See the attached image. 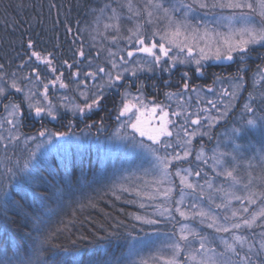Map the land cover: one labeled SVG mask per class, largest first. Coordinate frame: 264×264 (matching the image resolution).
Masks as SVG:
<instances>
[{"label": "trees", "instance_id": "1", "mask_svg": "<svg viewBox=\"0 0 264 264\" xmlns=\"http://www.w3.org/2000/svg\"><path fill=\"white\" fill-rule=\"evenodd\" d=\"M104 1L0 0V64L4 65V71L9 75L17 73L20 77H29L33 81L41 82V85L43 82L39 81L40 79L45 82L48 80L46 82L48 86L49 81L55 79L60 73H63L61 79L65 84L74 81L75 68L81 67V62L88 59L80 58L78 54L73 56V52L81 46L87 55L91 52L92 43L88 37L90 23L99 10L103 9L104 5L101 3ZM108 3L121 8L119 0H109ZM53 4L56 7H51ZM68 27L72 29L70 33L66 32ZM29 39L35 45L33 49L27 47ZM32 51H39L44 56L52 53L50 58L53 59V66L58 71L52 73L45 64L31 57ZM262 55L263 50L259 46L252 47L246 58V66L250 67L254 62L259 67L263 66L264 56ZM65 60L74 66L68 68L64 64ZM210 65L203 66L201 80L189 71L188 74L193 78L182 74L181 78L185 76L191 87L201 86V81H207L206 84L212 83V80L208 82L207 78L213 72L208 74V70L213 66L218 71L219 66L213 65L212 62ZM246 66L244 79L250 85L252 72L251 69L247 72ZM33 68L38 70L39 80L36 79L37 72H33ZM226 76L230 78L231 75L225 73ZM176 78L175 74L171 75L167 72H162V76L151 73L144 77L141 86H147L146 94L156 95L163 90L164 95L165 88L171 89L173 83L176 80L179 81ZM129 80L128 77H124L123 87ZM27 83H29L28 80L22 81L23 85ZM121 89L119 91L112 89L111 93L101 101V107L83 121L85 125L90 124L89 135L97 137L95 135L97 133L101 137L107 136L115 126L122 101L116 98H121L118 95ZM255 90L248 88L247 85L240 100L251 93L254 106L250 112L264 119V102L260 99L261 89L259 87ZM10 92V98L14 102H23L21 111L23 118L27 121H23L25 119L22 118L19 125L27 122L29 123L28 126L25 125L27 127L34 124L35 128L44 127L47 130L58 128L59 125H68L67 130L73 129L70 125L75 119L68 118V112L57 115L56 119L48 116L36 117L32 115L33 110L29 108L23 93H17L14 90ZM50 94L55 102L59 103L55 95ZM7 102V99H0L1 118L5 117L3 105ZM89 118L96 119L99 123L98 127ZM237 118L238 116L232 111L225 121L213 126L210 131L211 138L203 137L205 140L203 144L196 140L195 145L202 144L210 148V151L216 146H213L214 142H219L218 127L227 123L231 124V121L237 124ZM255 120L258 122L257 118ZM78 122L81 123V120ZM10 127L7 124L4 129ZM19 130V135H24L25 131L22 127ZM225 134L233 137L234 131L225 132L220 136L224 137ZM4 138L0 140V172L5 175H0V208L9 200H21L23 196L21 188L24 184H28L32 190L31 198L22 201L26 205L25 211L9 207L6 216L0 212V260L9 259L12 264H20L21 261L24 264H28L29 261L31 264H140L136 259L130 258L127 252L130 237L134 234L137 225L133 216L140 209L134 202L131 192L119 191L121 184L114 171L113 179L103 177V169L105 170V163L109 159L103 158L105 155L102 157L91 142L87 144L81 142L77 144V142L63 147L59 145L54 152L38 154L34 148V141L25 143L20 137L19 141L8 144L9 135L6 134ZM6 144L7 150H5ZM261 147L264 154V145ZM31 152H35L36 159L31 161L26 172L19 171L18 167L23 166ZM59 153L67 154L64 167L59 164ZM209 156L212 157L210 154ZM9 157L11 163L7 159ZM75 159L78 161L77 164ZM94 160L97 164L93 163ZM15 161L16 164L17 161L19 162L15 168L16 174L11 182L6 183L5 177L9 178L10 174H5V169ZM114 191L115 195H113ZM117 196L120 198L117 199ZM139 212H142V209ZM36 217L39 219L37 220ZM37 223L38 228L34 226ZM260 236L255 240L259 241Z\"/></svg>", "mask_w": 264, "mask_h": 264}, {"label": "rangeland", "instance_id": "2", "mask_svg": "<svg viewBox=\"0 0 264 264\" xmlns=\"http://www.w3.org/2000/svg\"><path fill=\"white\" fill-rule=\"evenodd\" d=\"M108 1L109 0H105L103 3H101V5H104L103 12L99 10V13L96 14V16H94L91 20L88 37L90 42L92 43V49L89 55L85 53L88 61L81 62L82 66L79 68H75L74 70V73H76L77 69H79L80 75H75V80L71 83H69V81L67 83V88H61L59 86V82H57L55 85L49 83L47 100H45L43 97L44 85L47 84L46 82L48 80L46 82L43 79L39 80L42 81L44 85H41V82H36L33 80H31V83L26 84L27 88L25 89V91L31 89L36 93V95L33 97V103H36L37 101L43 103L44 105H48L49 103H51L54 108L58 109L57 115H61L63 112H68V118L73 117L75 119L74 123L70 125L73 129L67 130V127L69 128L68 125H59L58 128H53L52 130L46 129L48 133L53 134L51 135V143H48V135L44 137L38 136L39 131L45 130L44 127L38 129L35 128L34 124L31 125V127H27L29 123L25 122L24 124L18 126V130L12 128L11 125L10 128H7L5 130L4 127L5 125H7V123H5V120L9 117L7 112L4 111L5 117H0V136L4 137L6 134L9 135V130H11L13 133L18 132V134H20L19 128L22 127V130L25 131L24 135H20V137H22V141L25 142L26 138L28 141L27 143L34 141V148L38 154L54 152L56 147L59 145L63 147L68 144H75L77 142V144H79L80 142L82 144L91 142L97 152L101 153L102 157L103 155H105L103 158H106V160L109 159V161L105 163V170L103 169V177H105V179L106 177L108 179H113L114 171L117 174L120 184H123L125 187L132 189V191L130 192L133 194H131L133 200L134 202H136L138 209H142V212H139L140 210H138L135 215L159 219L161 221L159 224L152 225L142 224L140 221H135L137 225L135 226L134 234L130 237L127 252L130 255V258L136 259L140 264L142 260L146 261L147 264H163L162 260H156L155 258L160 256L166 257L170 254L171 249L168 247V245L171 242L178 240L180 227L184 224H188L190 227L202 233L204 236H208L209 247L215 249L216 252L222 251L223 245L221 244V240H230V234L216 233L214 229L207 227V223H201L199 218H196L194 220H184L179 216V213H176L174 210L172 212V216L174 218L167 219L165 217H160L155 213L158 212L157 206L162 202V200H148L135 194V190L137 188H139L141 191H153L155 188V185H152L149 188L144 187L146 181L150 185L152 184L153 177L151 175V168L153 164V157L145 148H141L138 144L134 143L130 138L124 135L125 132L131 133L130 128H121V123L125 121L127 117H121L120 120H117L116 118L115 126L112 127L110 133L107 136L101 137V135L98 136L99 134L95 133L97 137H94V135L88 134V127H90V124L85 125L83 121L86 120L88 115H91L97 109H99L102 102L98 107H94L92 111L87 112L86 115H80L77 111L74 110V108L76 106H83V104L85 103V98L83 95H81L82 91L85 92L89 97H91L92 93L96 91L95 86L103 83L100 79V76H103V74H100L95 79H93L87 76L86 73L89 71H94L97 66H103L106 68V70H111L113 72V75H115L117 71H120L125 78L128 77L130 79L129 82H126V85L124 87L123 79L117 82L118 86L105 88L104 97H106V95H109L111 93V90L114 88L118 91L120 88H124L123 90L121 89V91L118 92V95H120L121 98L117 97L116 99H122L126 95L130 101L135 102V98L140 97L143 100V103L149 109L152 105L158 104L169 109L170 113L171 111H178L179 109L177 105L182 104L188 112L198 113L201 118H203V116L205 115H208V113L202 111L203 109L207 108L211 110L212 116H218L219 112L217 111V108L223 110L224 104L228 103V101L230 100V97L221 96L220 94L224 89H229V91L231 90L230 83L232 77H237L238 75H242L244 77L245 66H241V62L239 61L238 57L232 61L223 59L204 60L202 61L203 66H211V62L213 63V65L219 66L218 71H216L217 69L215 70L213 66L210 70H208V74H211L213 72L207 78L208 82L212 80V83L206 84L207 81H201V86L195 85L191 87L189 85V90L185 91L183 89V84L187 81L185 79V76L184 78H181V74L185 75V73H187V77L193 78L188 74L189 71L190 73L192 72L193 76L195 75L197 79H203L201 72L195 71L197 67L195 63H176L173 66L171 60H169L167 57H164L162 58L160 65L156 66L153 71H148L147 67L152 64L153 58L136 51V49L140 47V45L136 43V37L133 35V31H135L138 24L142 26L141 31H143L145 34L146 43H151L152 39H155L158 43L160 42L159 36L153 38L151 35V33L155 30V27L147 23L148 17L144 12L147 0H131L133 11H129L127 7L129 0H119L121 2V8H117L116 6L109 4ZM161 2L165 5V7H170L173 4H178L179 0H161ZM185 2H191V0H185ZM113 10H115L116 19H110V17L114 16ZM136 11H140L142 14L139 16L134 15V12ZM244 11L249 13V19H251L253 22L259 21L260 17L258 12L252 13L251 10L248 9H245ZM183 12L184 9H181L180 12H175L173 13V15L175 17H182ZM233 15L239 16V13H233L231 10L196 9L189 14V19L191 20L193 25L199 24L201 34L203 33L205 26H207L210 32L227 33L233 28H240L244 26L243 21L240 19H227V17ZM221 17H224L225 19H221ZM105 24H116L118 25V30L117 28L113 27H109L106 29L104 27ZM157 26L161 27V29L163 27L162 23ZM113 37H115V39H113ZM183 38L184 37L182 36L181 39ZM189 43H192L194 45L199 44V47H204L203 40H189ZM256 46H259L260 49L263 50V57L264 45ZM109 51L115 53V56L109 57ZM129 51H132L134 53L132 57H128L127 53ZM156 51L157 53L159 52L158 49H156ZM98 52L100 53L99 56L97 55ZM197 54L198 49H196L193 55L195 56ZM186 55V50L185 52L181 53L176 48H173L172 51L169 52L170 57L180 56L181 58H183ZM208 55L211 56V52H209ZM121 56H123L125 60L128 61V64L124 65V67L128 68V71L126 72L123 71V68L112 69L111 63L109 62L110 60L114 59L118 65L122 64V61L120 60ZM78 57L81 58V56L79 55ZM90 62L91 66H89ZM260 67L256 65V62H254V64H252L250 67L246 66L247 72L249 69H251L252 72L250 76V85L244 79V86L239 92L237 98L231 101L232 106L229 108L228 114L222 117L218 122H216L219 123L221 121H225L228 115L233 111V113L238 116V123L236 124L233 123L235 121H231V124L227 123L225 125L219 126L217 136V140H219V142L216 143L215 141L213 146H216L212 148L213 150L211 149L210 151V148H206L202 144L205 141V137H211L210 131L213 127L209 130L208 135H197L190 145L192 155H190L186 161L174 162L172 168H170V171H172L173 173L175 172L176 167H180L181 169H189L193 173L189 177L190 181L194 184L202 186L204 190V196H201L199 198V189L196 193H192L191 195H189L186 190L184 195V203L182 205L183 209L191 212L190 205L196 203L203 206L206 210L210 209L214 214H218L220 216L226 214L224 209H217L214 206V204L221 203L222 196V194L217 193L215 189L220 187L229 189V182L225 181L223 177L216 175V172L219 171V166L215 164V161L212 159V157H219L220 153L226 154L224 157H222V159L227 160L229 164H234L236 166L235 174L241 179V185L238 186V195L244 196L246 194L242 185L244 183H247L249 179V173H251V176L253 178L252 188L256 191L264 190V184L261 183L260 179H257L258 177L264 175V160L261 159V157L264 156L261 151V146L264 145V124H262V122H264V119L258 117L256 113L245 110V104H249L250 107L253 108L254 99L252 96L246 94V97L240 100L247 85L248 88H252L253 90L259 87L261 89V85L259 83H255V81L260 79L258 74ZM139 68H143L144 70H138ZM164 68H166L167 70H161ZM133 71L136 72L135 75H132ZM162 72H167L171 75L175 74L177 76L176 79H179V81L175 79L176 81L173 83L171 89L165 88L164 95L162 94L163 90L158 92L156 95L148 93L146 94L145 91L147 86H141V82L144 81V77L151 73L160 74L162 76ZM225 73L231 75L230 78H228L229 76L225 77ZM209 87L213 88L214 91L209 92ZM137 88L139 89V91H137ZM191 89H195L196 91H192ZM90 90H92V92H90ZM262 90L264 89H261V91ZM50 93H53L55 95V98L58 99L59 103L55 102ZM177 93L183 94V100H181L178 95H175ZM208 100H213L214 102H216L217 108H212V106L207 103ZM221 101H223V103H221ZM88 102H91V100H89ZM237 105H239L238 108ZM121 107L122 101L120 103L119 109ZM32 115H35L34 111L32 112ZM254 117L257 118L258 122ZM170 119L176 123V127L172 128L174 136L173 138H171L172 142L175 144L176 133H180V136L183 137V133L180 132V124L183 122V117L177 118L170 115ZM80 120L81 123L78 122ZM90 120L93 121L95 123L94 125L98 127L99 123L96 119ZM249 120H253L255 121V123H257L255 125L253 124L254 126L249 125L247 123V121ZM23 121H27V119ZM204 123L206 124V122ZM246 125H249L250 127H247ZM196 127V125L189 124V130L195 129ZM203 130L204 129H202V131ZM229 131H234V134L232 135L233 137L228 134H225L224 137L220 136L223 133ZM58 133H66L67 135L60 136L58 135ZM31 137H36V139L32 140L30 139ZM140 139L141 138L137 135V140ZM196 140H199L202 144L196 146ZM144 142L145 144L151 143L146 139ZM37 145H39V147H37ZM167 151L172 152L173 149H168ZM176 151H180L182 154V149H180L179 147L176 148ZM61 154H63L64 156L62 157ZM161 154H163V149H161ZM209 154L212 155V157L209 156ZM66 155V153H59V164L62 167L66 165ZM197 155H202V159L207 160V163L197 161ZM232 157H235V160H233ZM77 163L78 161L75 159V164ZM93 163L97 164V161L94 160ZM16 165L17 164L15 161L10 166L13 168L14 172ZM146 170L149 172L148 175H145ZM196 171L200 172V176L195 175ZM0 175H4V173L0 172ZM13 178V175H10L9 178L5 177V182H11ZM171 179L175 185L172 199L179 200V178L173 175ZM206 181L213 183V189L208 188ZM22 188L28 193L27 199H30L32 190L31 187L28 184H24ZM210 192L212 193V200H209L207 198L208 193ZM258 198L256 204H249L247 203V201H244V206L248 207L250 211L258 210L260 207V199L258 200ZM141 203L145 205L144 208H140ZM167 206L173 209L175 207V205L171 201L167 203ZM240 207V202H237L235 200L232 201V208ZM228 214L230 215V212ZM241 215L248 214L241 213ZM262 232H264V229L259 227V229L254 230H241L240 233L247 236L250 245H254L252 253L249 254L251 255L252 264H264V251L260 250V242L262 239H264V237L260 236ZM174 233L175 235H173ZM258 236H260V239L259 241H256L255 238ZM190 241V247L192 249L198 250L199 240H192L190 238ZM245 251H247V246H245ZM241 254L243 255V253ZM187 255V252H182L180 254L178 259L181 261V264H183V262L187 259ZM208 255L211 256L212 253L209 252ZM199 258L200 256L198 255L197 259ZM189 264H191V262H189ZM233 264H238L235 257H233Z\"/></svg>", "mask_w": 264, "mask_h": 264}, {"label": "snow or ice", "instance_id": "3", "mask_svg": "<svg viewBox=\"0 0 264 264\" xmlns=\"http://www.w3.org/2000/svg\"><path fill=\"white\" fill-rule=\"evenodd\" d=\"M51 7H56L55 4ZM129 11H133L131 0H129L127 5ZM181 9H184L182 17H175L173 13L180 12ZM196 9H220V10H231L233 13H239V16H229L228 20L240 19L243 21L244 26L240 28H233L227 33L223 32H210L207 26L204 27L203 33L201 34L199 24L193 25L189 19V14ZM251 10L252 13L259 14V21L253 22L249 19V13L244 10ZM103 12V9L100 10ZM149 25H153L155 30L151 33L152 37L159 36V43L152 39L151 43H146L145 34L141 31L142 26L137 25L133 35L136 37V43L140 45L136 49L137 52L143 53L146 56L153 58L151 65L147 67L148 71H153L156 66L160 65L162 58L167 57L171 60L173 66L176 63H195L197 65L195 71L202 72L203 65L202 61L208 59L216 60H227L232 61L238 57L241 62V66H246V58L251 52L253 46L264 45V0H191V2H185V0H179L178 4H173L170 7H165L161 0H147V3L144 8ZM114 16L110 19H116L115 10H113ZM140 11L134 12V15H141ZM221 19H225L221 17ZM163 25L161 27L157 26L159 24ZM104 27L107 29L109 27L117 28L118 25H108L105 24ZM70 27L66 28V32H71ZM131 31V30H130ZM184 37L181 39V37ZM115 39V37H113ZM189 40L192 41H204V47H199V44L189 43ZM28 49H33L35 47L33 41L29 39L27 44ZM173 48L178 49L181 53L187 52V55L181 58L180 56L170 57L169 52ZM156 49L159 50L157 53ZM198 49V54L193 55L194 52ZM211 52V56L208 53ZM79 55L81 57H86V54L83 50V46L73 52V56ZM99 56L100 53L98 52ZM128 57H132L134 53L129 51L127 53ZM115 53L109 51V57H114ZM31 57H35L37 61L45 64L52 73H56L58 69L53 66L52 53H48L47 56H44L39 51H32ZM30 57V59H31ZM122 64H117L114 59L110 60L112 69L123 68V71H128L127 67L124 65L128 64V61L125 60L123 56L120 57ZM64 64L68 68H72L74 65L69 64L67 60L64 61ZM262 64H264V58H262ZM91 66V62L89 64ZM138 70H144L139 68ZM161 70H167L166 68ZM33 72H37L36 79L39 80L40 76L36 68L32 69ZM100 74V79L102 84L96 85V91L92 93L89 97L85 92H81V95L85 98V103L83 106H76L74 108L80 115H86L87 112L93 110L94 107H98L101 103V100L104 98L105 88H111L118 86L117 82L124 79L123 74L120 71H117L115 75L111 70H106L103 66H97L94 71H89L86 73L87 76L95 79ZM136 72L133 71L132 75H135ZM259 77L260 79L255 81L261 85V89H264V66L259 68ZM74 75L79 76L80 71L77 69ZM63 73H60L55 77V79L49 81V83L55 85L59 82L61 88H67L68 85L63 82L61 77ZM187 76V73H185ZM23 80H28L31 83L29 77H20L17 73H12L9 75L4 71V65L0 64V99H7L8 102L3 105L4 110L7 112L8 117L5 120V123L12 126V128L18 130V126L21 123L23 118V113L21 111L22 103L14 102L11 97L10 90H14L17 93H24V99L28 102V106L31 110L35 112V115L38 117L48 116L52 119L57 118L58 109L54 108L51 103L44 105L43 103L37 101L33 103V97L36 95L31 89H28L26 85L22 84ZM244 86V77L238 75L237 77L231 78L230 91L229 89H224L221 96L230 97L228 103L224 104L223 110L217 108L216 102L213 100H208L207 103L212 106V108H217L219 112L218 116H212L210 109H203V112L208 113V115L201 116L198 113L188 112L182 104H178V111H169V109L162 107L158 104H154L149 109L140 97L135 98V102L130 101L125 95L122 98V107L119 109L117 120H120L121 117H127L125 121L121 123V128H130L131 133L125 132L124 135L131 139L134 143L138 144L141 148H145L153 157V164L151 168V175L153 177L152 184L150 185L147 181L144 184L145 188H149L152 185H155L153 191H141L139 188L135 190L137 196H141L148 200H157L160 199L162 202L157 206L158 212L155 213L160 217H165L167 219L174 218L172 216L173 210L176 213H179V216L184 220H194L196 218L200 219L201 223H207V227L214 229L216 233H226L231 235V239H222L221 244L223 245V250L216 252L215 249L209 247V237L204 236L202 233L196 231L194 228L190 227L188 224H184L180 227L179 238L171 242L168 247L171 249V252L168 256L156 257V260H162L163 264H181V261L178 259L182 252H187V259L183 264H233V257L236 258L238 264H252V259L250 253L254 245H250L246 235L240 234L241 230H254L256 227L264 229V190L256 191L252 188L253 178L251 173H249V179L247 183L242 185L246 194L240 196L237 194L239 191L238 186L241 185V179L235 174L236 168L234 165H230L227 160L222 159L226 154L220 153L219 157L213 156L212 159L215 161V164L219 166V171L216 172L217 176L223 177L225 181L229 182V189L223 187L216 188L215 191L221 196V203L214 204L217 209H224L225 213L223 216L214 214L210 209L206 210L203 206L193 203L190 205L191 212L182 208L184 203V195L187 190L188 194L198 192V198L204 196L203 187L194 184L190 181L189 177L193 174L189 169H181L176 167L175 172L170 171L174 162L186 161L187 158L192 155L190 150V145L193 142V139L197 135H208L209 130L218 122L222 117L228 114L229 108L232 106L231 101L236 99L239 92ZM190 88L189 84L185 82L183 84V89L188 91ZM196 91L195 89H191ZM139 91V89H137ZM209 92H213L214 89L209 87ZM173 95V94H169ZM181 100H183V94L177 93ZM251 96V93L249 94ZM45 100L48 99V85H44V97ZM260 99L264 102V90L261 91ZM91 100V102H88ZM223 103V101H221ZM66 107V106H65ZM244 108L246 111H252V108L249 104H245ZM171 116L177 118L183 117V122L180 124V132L183 133V137L180 136V133H176V142H172L174 133L172 131L173 127H176V123L170 119ZM195 117V118H193ZM206 122V124L204 123ZM249 125L255 124V121H247ZM190 125H196L195 129L189 130ZM202 129H204L202 131ZM8 144L17 142L20 140V135L13 133L9 130ZM48 135V143H51V133H48L47 130H41L38 132L39 137H44ZM60 136L67 135L66 133H58ZM137 135L141 138L137 140ZM211 138V137H209ZM5 138L0 136V140ZM30 139L35 140L36 137H31ZM145 139L151 143L145 144ZM27 138L25 143H27ZM159 146V147H157ZM8 145H5V150H7ZM39 147V145H37ZM179 147L182 149V154L180 151H176V148ZM161 149H163V154H161ZM168 149H173L172 152H168ZM9 163H11V158H7ZM36 159L35 152L29 153V157L25 160L22 167H18L19 171L26 172L29 168V165L32 160ZM235 160V157H232ZM264 160V156L261 157ZM197 161L202 163H207V160L202 159V155L196 156ZM19 162L17 161V165ZM215 170V169H214ZM5 174L15 175L12 167H6ZM149 172L146 170L145 175H148ZM175 175L179 178V189L178 194L180 195L179 200H173L174 192V182L171 177ZM196 176H200V172H195ZM261 183L264 184V175L258 177ZM209 189H213V183L206 181ZM167 185V186H165ZM23 196L21 200H9L7 203L0 208L5 216L7 215L9 207H15L19 211H25L26 205L22 202L27 198L28 193L21 188ZM119 191L121 192H130L132 189L125 187L123 184L119 186ZM115 191L113 195H115ZM7 195V193H5ZM260 199V207L256 211H250V209L244 206V201H247L249 204H256L257 198ZM117 199L120 197L117 196ZM209 200H212V193H208ZM235 200L241 203L240 208H232V201ZM171 201L175 207L170 208L167 206V203ZM91 204V201H89ZM94 206V205H92ZM141 208H144L143 203L140 204ZM230 212V215L228 214ZM241 213H247L248 215H241ZM27 217V212H25ZM38 220L39 218L36 217ZM133 219L140 221L142 224H159L161 221L159 219H153L150 217H144L140 215L133 216ZM35 227H39V224H34ZM175 235V233L173 234ZM261 236L264 237V232L261 233ZM192 240H199V249H192L190 247ZM245 246H247V251H245ZM260 250L264 251V239L260 242ZM211 252L212 255L209 256L208 253ZM202 253V254H201ZM243 253V255L241 254ZM198 255L200 256L197 259ZM0 264H12V261L9 259L0 260ZM20 264H24L23 261ZM31 264V261L28 262ZM141 264H147L146 261H141Z\"/></svg>", "mask_w": 264, "mask_h": 264}]
</instances>
